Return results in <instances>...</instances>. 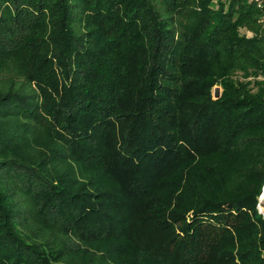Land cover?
Masks as SVG:
<instances>
[{
    "label": "trees",
    "instance_id": "trees-1",
    "mask_svg": "<svg viewBox=\"0 0 264 264\" xmlns=\"http://www.w3.org/2000/svg\"><path fill=\"white\" fill-rule=\"evenodd\" d=\"M263 183L264 4L0 0V264H264Z\"/></svg>",
    "mask_w": 264,
    "mask_h": 264
},
{
    "label": "built area",
    "instance_id": "built-area-1",
    "mask_svg": "<svg viewBox=\"0 0 264 264\" xmlns=\"http://www.w3.org/2000/svg\"><path fill=\"white\" fill-rule=\"evenodd\" d=\"M253 1H255L258 4V6L264 4V0H253ZM263 195H264V189H263V194L259 197L258 202L256 204L257 211L262 216H264V206H262L263 204L261 203V199H262Z\"/></svg>",
    "mask_w": 264,
    "mask_h": 264
},
{
    "label": "rangeland",
    "instance_id": "rangeland-1",
    "mask_svg": "<svg viewBox=\"0 0 264 264\" xmlns=\"http://www.w3.org/2000/svg\"><path fill=\"white\" fill-rule=\"evenodd\" d=\"M217 86H214V88H213V92H215V88H216ZM219 92V91H218ZM76 169L78 168L77 167V165H76V167H75ZM263 189H264V183H263V186H262V191H261V193H260V195L258 196V199H259V197L263 194ZM261 203L263 204L262 206H264V195H263V197H262V199H261Z\"/></svg>",
    "mask_w": 264,
    "mask_h": 264
},
{
    "label": "water",
    "instance_id": "water-1",
    "mask_svg": "<svg viewBox=\"0 0 264 264\" xmlns=\"http://www.w3.org/2000/svg\"><path fill=\"white\" fill-rule=\"evenodd\" d=\"M219 88L218 87H216L215 88V92H214V97H217L218 95H219Z\"/></svg>",
    "mask_w": 264,
    "mask_h": 264
}]
</instances>
